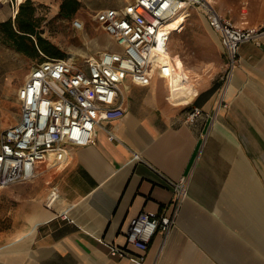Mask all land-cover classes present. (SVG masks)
<instances>
[{
  "label": "crops",
  "instance_id": "0c3cea01",
  "mask_svg": "<svg viewBox=\"0 0 264 264\" xmlns=\"http://www.w3.org/2000/svg\"><path fill=\"white\" fill-rule=\"evenodd\" d=\"M242 1L247 0H235L227 10L212 0L237 24L264 23V0L261 19L252 22L239 10L247 7ZM13 7L14 0H0V21L13 16ZM195 7L203 13L202 40L220 54L208 55L198 68L178 67L202 76L201 67L217 66L219 78L204 85L197 78L183 99L185 90L176 92L171 84L177 71L169 80L155 74L149 84L127 82L125 113L109 123L117 140L99 130L94 143L72 147L65 162L41 163L33 178L0 188L7 214L13 216L17 202L27 224L0 243V264H264V38L241 43V60L224 82L220 34ZM185 27L186 20L168 41L175 64L180 53L171 41ZM13 49L0 38V80L12 66ZM193 106L201 113L186 120ZM5 125L0 107V126ZM161 174L190 176L189 193L169 232L160 227L143 252L129 248L143 253L142 262L111 253V244H124L133 216L143 210L172 213L173 189ZM53 189L57 197L48 204Z\"/></svg>",
  "mask_w": 264,
  "mask_h": 264
},
{
  "label": "built area",
  "instance_id": "2783aa9c",
  "mask_svg": "<svg viewBox=\"0 0 264 264\" xmlns=\"http://www.w3.org/2000/svg\"><path fill=\"white\" fill-rule=\"evenodd\" d=\"M191 6L202 8L209 24L220 34L225 48L224 82H228L239 64V48L247 40L264 38L261 25L237 24L221 13L211 0H129L121 7L98 10L95 18L117 44L98 56L81 61L73 57L47 58L33 65L18 90L21 102L19 119L0 136V188L33 178L41 163L56 165L71 156L74 146L94 143L99 130L117 140L109 123L125 113V87L131 81L149 84L155 74L169 80L178 64L168 53L173 31L171 22ZM76 28H83L79 18ZM201 108L187 110L186 120L193 121ZM135 158L141 159L138 152ZM173 189V211H141L133 216L124 231L123 245L111 244V253L130 254L142 262L155 232L161 227L167 234L189 193L190 176L175 180L161 174ZM57 197L53 189L48 204Z\"/></svg>",
  "mask_w": 264,
  "mask_h": 264
},
{
  "label": "rangeland",
  "instance_id": "374dc122",
  "mask_svg": "<svg viewBox=\"0 0 264 264\" xmlns=\"http://www.w3.org/2000/svg\"><path fill=\"white\" fill-rule=\"evenodd\" d=\"M32 1L36 7L35 18L42 36L55 44L64 53L63 57H73L81 61L87 56H98L103 50L117 49L116 42L100 26L95 14L102 8L121 7L129 0H79L80 6L72 16H65L61 13L63 0ZM221 1L227 10H230L231 5L235 2V0ZM14 2L15 8H12L13 16L11 17L13 20H15L21 3L16 0ZM242 2V5L245 4L247 7L239 10L241 13L242 10L247 13L250 22L261 19L262 0ZM188 11L180 13L177 20L171 22L174 29H176L178 24L186 20V27L182 31L181 36L176 34L171 41L172 49L180 53V56L177 55L175 57L176 62L183 69H185V66L198 68L208 55L220 54L219 51H215L212 48L208 40H202L205 33L201 21L203 13L195 6L189 7ZM227 13L230 15L229 12ZM75 18L82 20L83 28L79 29L73 25ZM12 53V66L8 67L7 73L0 80L3 87L0 92V107L6 110L7 121V125L0 126V136L4 129L13 124L14 119L20 114L21 102L18 98V90L24 84L31 68L41 58H51L43 51H39V55L33 57L22 54L15 49H13ZM183 69L178 67L176 71L181 73ZM208 70H203L201 67L199 71L202 76L194 72H192L194 77L190 74L192 79L184 81L185 88L183 90L185 91L180 95L181 99L191 94V90L194 89L198 80L197 78H201L199 79V84L201 85L208 84L210 81L219 78L217 66ZM14 206L15 211L13 216H11V214H7L5 204L0 203V243L20 235L23 231L22 229L27 225L23 223L17 202H15Z\"/></svg>",
  "mask_w": 264,
  "mask_h": 264
},
{
  "label": "trees",
  "instance_id": "16d2710c",
  "mask_svg": "<svg viewBox=\"0 0 264 264\" xmlns=\"http://www.w3.org/2000/svg\"><path fill=\"white\" fill-rule=\"evenodd\" d=\"M79 6V0H63L60 11L65 16H72ZM35 10L36 7L32 0H24L20 3L15 20L9 18L0 21L2 42L31 57L38 56L39 51H43L51 58L63 57L64 53L50 40L42 36L35 18ZM45 59L47 58H41L38 62ZM190 108L188 107L187 110Z\"/></svg>",
  "mask_w": 264,
  "mask_h": 264
},
{
  "label": "bare ground",
  "instance_id": "6f19581e",
  "mask_svg": "<svg viewBox=\"0 0 264 264\" xmlns=\"http://www.w3.org/2000/svg\"><path fill=\"white\" fill-rule=\"evenodd\" d=\"M18 2H22V0H18ZM184 11H188V9H185ZM184 22L178 24V26H176V27L179 28V26L181 24H183ZM170 27L173 28L172 23L170 24ZM190 79H192V77H190V75L184 71V72L177 74L175 80L174 81L172 80L171 84H172L173 88H175L176 92H181L185 88L184 81H186V80L189 81Z\"/></svg>",
  "mask_w": 264,
  "mask_h": 264
}]
</instances>
